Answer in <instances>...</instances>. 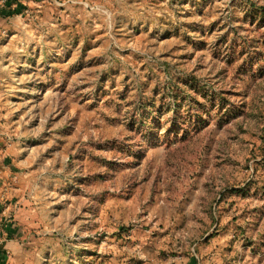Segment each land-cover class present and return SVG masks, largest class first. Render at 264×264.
<instances>
[{"label": "rangeland", "instance_id": "374dc122", "mask_svg": "<svg viewBox=\"0 0 264 264\" xmlns=\"http://www.w3.org/2000/svg\"><path fill=\"white\" fill-rule=\"evenodd\" d=\"M11 4L1 263L264 264V0Z\"/></svg>", "mask_w": 264, "mask_h": 264}, {"label": "trees", "instance_id": "16d2710c", "mask_svg": "<svg viewBox=\"0 0 264 264\" xmlns=\"http://www.w3.org/2000/svg\"><path fill=\"white\" fill-rule=\"evenodd\" d=\"M11 2H13L14 3V0H6V2L4 3V5L1 7V9H0V16H2V15H4V17L6 18V19H10V18H13L15 15H17V11H16V9L14 10V9H12L13 8V5L11 4ZM6 14V15H5ZM178 113H180V112H177V113H175L174 115L175 116H177V114ZM179 117V116H178ZM175 119V118H174ZM1 255H3V256H1V257H4V254L3 253H0ZM0 257V258H1ZM5 258H3L2 260H4ZM0 264H2L1 263V261H0Z\"/></svg>", "mask_w": 264, "mask_h": 264}, {"label": "crops", "instance_id": "0c3cea01", "mask_svg": "<svg viewBox=\"0 0 264 264\" xmlns=\"http://www.w3.org/2000/svg\"><path fill=\"white\" fill-rule=\"evenodd\" d=\"M1 3H3V2H1ZM4 4V3H3ZM0 185H1V183H0ZM2 201V198H1V196H0V202ZM0 205L2 206V203H0ZM4 232V230L3 229H1L0 228V237H3L1 234ZM6 242V244L3 242V240H1L0 241V243H3L4 245H7V248H8V246L9 245H11V244H14V243H16L18 240H11V241H7V240H5ZM4 245H1L0 244V253H3L4 254V257H5V255L7 254V251H5L7 248L6 247H4ZM1 256H3V255H1L0 254V257ZM4 257H1V258H4Z\"/></svg>", "mask_w": 264, "mask_h": 264}]
</instances>
